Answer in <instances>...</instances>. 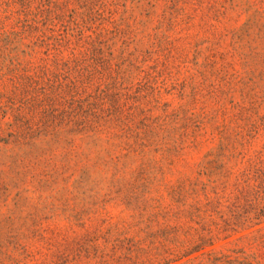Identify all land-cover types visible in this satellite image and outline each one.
I'll use <instances>...</instances> for the list:
<instances>
[{
	"label": "trees",
	"instance_id": "obj_1",
	"mask_svg": "<svg viewBox=\"0 0 264 264\" xmlns=\"http://www.w3.org/2000/svg\"><path fill=\"white\" fill-rule=\"evenodd\" d=\"M164 1L166 29L183 34L195 18L181 22L182 0H148L143 12L151 19ZM193 1L211 36L190 58L182 36L167 53L144 48L117 0H0V151L16 152L18 168L35 161L15 187L68 184L91 155L114 177L130 169L112 185L118 198H98L90 167L73 188L100 210L118 201L138 223L86 234L52 264H193L253 231L264 246V0ZM233 19L243 22L221 32ZM203 142L211 152L189 185L158 181L163 167L150 172L143 158L125 162L155 143L170 168ZM200 192L204 204L191 199ZM136 229L145 238L129 237Z\"/></svg>",
	"mask_w": 264,
	"mask_h": 264
},
{
	"label": "rangeland",
	"instance_id": "obj_2",
	"mask_svg": "<svg viewBox=\"0 0 264 264\" xmlns=\"http://www.w3.org/2000/svg\"><path fill=\"white\" fill-rule=\"evenodd\" d=\"M117 1L119 3L117 19H121L125 14L130 18L131 26L145 31L144 48L153 47L155 42L161 43L167 53L174 48L173 41L182 36L184 41L178 44V47L184 48L192 58L195 45L211 36L207 30L210 28L211 22L209 24L207 22L204 27L205 20H203L201 12L196 11L197 7L194 6L193 0H182L181 22H184L188 14H193L195 19L191 22L190 27L180 35V30L169 32L165 27L163 15L165 1L161 2L151 19H148L146 13L143 12L148 0ZM242 22L243 20L233 19L226 23L220 31L231 30ZM145 23L146 25L143 27ZM227 45L228 42L223 47L226 48ZM157 148L155 143L150 144L144 151V156L131 155L125 162H128L129 167L135 168L143 158L144 162L150 164V172H155L158 168L163 167V174L157 175L158 181L172 184L183 182L189 185L198 181V172L206 155L211 152L212 145L211 142H203L197 147L186 149L170 168H166L162 163V157L157 152ZM59 153L56 154L59 155ZM14 154L17 155L16 152L0 151V253L3 252V255L0 254V264H52L57 253L71 252L74 250L73 248H76L75 243L82 242L86 234H94L101 229L122 231L129 225L138 223L137 213L118 201L111 202L106 210H100L85 205L83 202L86 201L85 198L73 188L74 182L81 176V170L84 167H90L92 179L100 182L102 191L98 198L103 195L112 199L118 198L117 194L112 192V185L116 181L128 180L131 177L129 168L122 169L114 177V168L98 162L96 155H91L80 165V169L68 184L38 188L36 183H32V180L27 178L20 188H16L15 182L21 177L18 173L26 174L35 161L29 158L24 162L27 169L18 168ZM200 180L208 183L207 177ZM6 188L7 190H5ZM159 195L162 194L153 193L150 198ZM191 199L205 203L202 192L199 197ZM87 200L91 201L90 198ZM152 204L153 202H148V205ZM138 230L132 231L129 237L135 236L137 240L145 238L146 233H137ZM36 231L41 233L35 236ZM244 234L247 235L242 236L241 234L225 238V240L222 238L220 242H216L214 246L208 248L210 256H203L193 264H198L200 261H203L204 264H239L243 261L264 264V246L255 241V238L260 237V234L256 231ZM149 243L150 241H147L146 246Z\"/></svg>",
	"mask_w": 264,
	"mask_h": 264
}]
</instances>
